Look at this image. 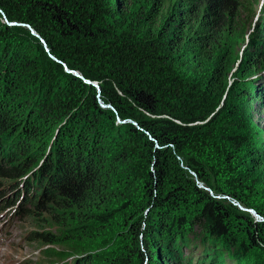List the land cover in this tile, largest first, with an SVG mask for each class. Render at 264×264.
I'll return each instance as SVG.
<instances>
[{
    "label": "trees",
    "instance_id": "trees-1",
    "mask_svg": "<svg viewBox=\"0 0 264 264\" xmlns=\"http://www.w3.org/2000/svg\"><path fill=\"white\" fill-rule=\"evenodd\" d=\"M244 1L0 0V213L88 232L117 206L144 264H264V156L242 118L264 7L235 69Z\"/></svg>",
    "mask_w": 264,
    "mask_h": 264
},
{
    "label": "rangeland",
    "instance_id": "rangeland-1",
    "mask_svg": "<svg viewBox=\"0 0 264 264\" xmlns=\"http://www.w3.org/2000/svg\"><path fill=\"white\" fill-rule=\"evenodd\" d=\"M142 1L128 0V10H135ZM263 7L264 0H245L242 10L238 12L237 19L232 20V23L238 25L237 36L234 40L235 69L240 67L242 53L250 38L256 34L255 24ZM224 44L225 42L218 43L214 49L200 58V65L198 64L196 69L201 68L200 72H207L214 65L219 53L224 50L222 48ZM259 49L260 58H264V42L261 43ZM193 72L195 71L190 70L189 73ZM249 82L259 86L261 91L256 96H261V99L251 104H248L251 99L247 100L244 104L242 118L244 122H247L245 125H248L253 132L254 140L262 148L261 154L264 156V88H262L264 65L257 67L254 74L250 75ZM19 157V154H16L14 159ZM0 166L4 168L5 162H1ZM1 182L6 184L5 180H1ZM257 183L256 188L264 194L262 178ZM11 191H13L12 187L4 190L7 196ZM104 211L110 217L107 225L103 224L102 227L96 228V230L91 229L88 232L80 230L76 224L68 226L64 220H54L48 215L42 216L40 220H35L26 215L24 217L13 215L9 211L0 213V264H62L63 259L71 261V257L74 258L77 254L84 255L78 257L76 264H85L91 258L94 259L92 264H144L146 259L144 258L143 262L142 256H133L131 251L127 254V248H131L134 244L130 237L129 221H121L122 210L117 206H110ZM253 216L258 218L254 212ZM140 224L142 223L140 222ZM37 230L40 233H48L47 236H52L57 240V243L27 241L26 234ZM97 230H100V233ZM243 238L247 240L246 235ZM131 249L134 250V248ZM226 254L220 264L228 262Z\"/></svg>",
    "mask_w": 264,
    "mask_h": 264
},
{
    "label": "water",
    "instance_id": "water-1",
    "mask_svg": "<svg viewBox=\"0 0 264 264\" xmlns=\"http://www.w3.org/2000/svg\"><path fill=\"white\" fill-rule=\"evenodd\" d=\"M13 24H14V23H12L11 25H13ZM9 25H10V24H9ZM31 33L34 34V32H33L32 30H31ZM263 65H264V64H263ZM263 65H262V66H263ZM86 82H87V81H86Z\"/></svg>",
    "mask_w": 264,
    "mask_h": 264
}]
</instances>
